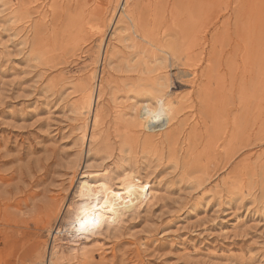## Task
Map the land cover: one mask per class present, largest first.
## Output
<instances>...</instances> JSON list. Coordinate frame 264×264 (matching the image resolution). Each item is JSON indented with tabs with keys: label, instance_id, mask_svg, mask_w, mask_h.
Segmentation results:
<instances>
[{
	"label": "rangeland",
	"instance_id": "obj_1",
	"mask_svg": "<svg viewBox=\"0 0 264 264\" xmlns=\"http://www.w3.org/2000/svg\"><path fill=\"white\" fill-rule=\"evenodd\" d=\"M121 4L0 0V264H264V0ZM158 76L177 118L147 132ZM129 173L135 211L72 225L85 177Z\"/></svg>",
	"mask_w": 264,
	"mask_h": 264
},
{
	"label": "bare ground",
	"instance_id": "obj_2",
	"mask_svg": "<svg viewBox=\"0 0 264 264\" xmlns=\"http://www.w3.org/2000/svg\"><path fill=\"white\" fill-rule=\"evenodd\" d=\"M131 1L132 0H122V4L120 6L123 7L122 9H125L128 3ZM126 18L129 20L130 23L124 24V31L132 30L133 24H131L132 23V21L130 20L131 18H129L128 15H126ZM120 26L123 27V25ZM124 39L125 42L130 41L129 37L127 38L125 37ZM162 53L160 54L162 56L155 57L154 60L152 61L150 60V62L148 63L154 66L161 65L162 67V65L166 64V62L168 61V58L166 56L167 52L163 51ZM167 82H168L167 77L158 76L156 78V84H157V86L155 85L156 90L154 89V92L149 94L150 95L148 98L149 103L145 106H142L140 109L137 105H133L134 108L131 111L132 115L129 114L135 118L134 121L137 119L140 128L142 127L147 132L151 131L158 133L160 130H162L163 127L165 128V126L169 125L170 122L172 123L177 118L176 117L174 119L175 116L174 109L176 108L173 107L172 100L170 99V95L168 93L161 94L162 93L161 89L167 88ZM92 87L94 88V86ZM85 93H87L85 98L88 102L87 105L88 107L80 108L79 114H82L83 113L82 111H84L85 109H86L85 112L87 114L91 113L92 101L94 97V89L92 90L88 89L85 91ZM90 177H94V176L90 175ZM105 181L101 180V178L99 179V176H95L93 180L85 177V179L80 183L78 189H79V194L81 196L83 195L87 197L89 196L90 199L91 197L98 198L99 195H102V197L98 199V201L87 204L83 207H80L77 210L75 218L71 223L79 231L91 233L94 232L95 230L97 231V229H99L104 224V222H111V223L119 222L122 219V217L125 216L128 212L135 211V209H137V207H139L141 203L145 201L148 195V191H149L148 185L145 182H143L141 178L130 173L126 174L122 178L121 182L119 181L120 184L117 191L112 190L111 187L108 186L109 184H107V182ZM84 221H87V223H85L84 226L81 227Z\"/></svg>",
	"mask_w": 264,
	"mask_h": 264
},
{
	"label": "snow or ice",
	"instance_id": "obj_3",
	"mask_svg": "<svg viewBox=\"0 0 264 264\" xmlns=\"http://www.w3.org/2000/svg\"><path fill=\"white\" fill-rule=\"evenodd\" d=\"M85 223H87V221H84V222L82 223L81 227H83Z\"/></svg>",
	"mask_w": 264,
	"mask_h": 264
}]
</instances>
